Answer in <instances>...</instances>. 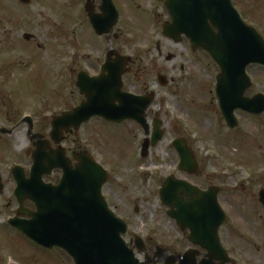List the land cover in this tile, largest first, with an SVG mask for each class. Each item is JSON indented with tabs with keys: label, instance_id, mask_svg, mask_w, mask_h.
Returning <instances> with one entry per match:
<instances>
[{
	"label": "rangeland",
	"instance_id": "rangeland-1",
	"mask_svg": "<svg viewBox=\"0 0 264 264\" xmlns=\"http://www.w3.org/2000/svg\"><path fill=\"white\" fill-rule=\"evenodd\" d=\"M86 1L32 0L26 6L19 0H0V65L18 63L22 69L19 80H24L25 85L30 81L33 86V79H37L30 105L37 108L39 100L40 135L47 140L53 118L79 105L77 75L92 74L89 69L102 64L112 48L113 41L97 37L89 25ZM117 1L120 21L115 33L121 39L114 48L119 46L126 56L139 59V66L147 72L146 79L156 95L150 119L153 122L155 114L159 115L164 123V140L150 149L146 159H141L145 133L140 127L93 120L69 137L63 147L72 152L86 150L109 172L104 195L110 208L128 225L126 242L130 244L135 237H141L150 256L159 249L169 257L189 249V234L181 232L167 216V208L160 202V189L170 174L195 184L199 181L178 172L179 158L171 144L184 137L202 171L211 176L206 182L214 183L224 174L230 177L232 202L226 204L225 210L232 228L228 245L235 253L234 259L238 264H264V208L258 196L264 186V116L252 119L237 112L239 126L230 130L215 94L220 74L217 64L201 53L194 55L186 47L182 50L163 36L166 15L157 1ZM236 1L245 22L264 37V0ZM12 21L18 22V27ZM23 35H31L34 42L23 40ZM17 37L19 44L15 42ZM156 44L161 46L162 58ZM167 53L172 54V60L170 57L167 61ZM13 65L9 68L13 69ZM247 72L253 83L248 98L264 95V68L252 65ZM154 74L166 76L167 84L153 80ZM34 96L36 104L32 102ZM26 111L32 113L30 108ZM11 139L6 151L15 143L13 153L18 155L27 148L28 126H21ZM10 236L6 240L0 232V264H74L61 250L44 251ZM136 254L144 261L143 254Z\"/></svg>",
	"mask_w": 264,
	"mask_h": 264
},
{
	"label": "water",
	"instance_id": "water-1",
	"mask_svg": "<svg viewBox=\"0 0 264 264\" xmlns=\"http://www.w3.org/2000/svg\"><path fill=\"white\" fill-rule=\"evenodd\" d=\"M20 1L25 5L31 4V0ZM160 1L165 3L172 18V23L164 26V35L176 41L181 35H186L194 45L209 52L219 65L221 75L216 91L228 127L237 129L236 111L255 116L264 114L263 95L252 99L245 97L252 86L247 68L250 65L264 67V39L242 21L231 1ZM103 3L101 10L104 15H97L94 9L86 7L90 22L99 36L108 35L118 21L112 0H103ZM213 28L217 29V33ZM128 62L124 57L108 60L102 69V76L87 83L88 76L85 73L79 75L77 87L82 95H87V101L73 112L53 120L50 136L56 150L50 148V142L37 136L30 179H26L21 172L17 175L16 195L35 202L38 211L29 214L31 220H14L11 224L42 247H57L66 251L75 264L157 263L155 258L146 263L140 262L134 250L124 241L128 226L109 209L102 194L108 173L86 153L78 155V165L72 167L62 147L65 134L78 131L93 117H101L114 124L135 121L147 136L150 135L146 112L154 98L122 92V77ZM160 127L161 123L156 121L152 139H147L143 145V156L148 154L150 145L156 147L163 140L164 133ZM172 147L180 158L179 170L191 176L199 175L198 161L187 141L175 140ZM56 169L63 172L61 182L57 186L45 184L44 176ZM160 198L162 204L170 208L169 216L180 227L190 230L189 240L209 252V260L202 264L213 261L229 263L218 236L222 222L214 211L220 214V220L224 219V215L214 189L202 192L188 182L170 177L160 191ZM260 202L264 206V191L260 193ZM205 223L211 227L207 234L201 230ZM136 246L141 253L145 250L140 239H137ZM176 263L196 264L195 251L169 258L168 264Z\"/></svg>",
	"mask_w": 264,
	"mask_h": 264
},
{
	"label": "flooded vegetation",
	"instance_id": "flooded-vegetation-1",
	"mask_svg": "<svg viewBox=\"0 0 264 264\" xmlns=\"http://www.w3.org/2000/svg\"><path fill=\"white\" fill-rule=\"evenodd\" d=\"M154 1H157V0H154ZM232 2H233L234 7L236 8L235 3L237 1L232 0ZM113 3H114L115 8L118 10V8H119L118 1L113 0ZM158 3L161 5V8L165 12V15H166L165 23L170 22L171 19H170V15H169L168 10L165 8L163 3H160V2H158ZM238 3H240V1H238ZM102 5H103V0H87L86 1L84 9H85V14H86V17H87V20H88L90 26H91V24H90L89 16L86 12V6H89L91 9H94V11L98 14L101 12ZM118 12H119V10H118ZM240 15H241V13H240ZM241 17L245 21V19L243 18L242 15H241ZM119 18H120V13H119ZM119 21H120V19L118 20L117 24L114 26L113 30L110 32V34L108 36L102 37V39L104 38V40H106L107 42L113 41L112 48H109V50L105 54V61L102 64L95 65L94 67H91L89 69L92 74H89L86 72L88 74V77L86 78L87 79L86 83L90 81V78H98L101 76L102 67L106 63L107 60L115 61L117 59V57H125L128 59L129 62L125 67V73H124L123 79H122V81H123L122 91L124 93L133 94L135 96L143 97V98L153 96L154 102H155L156 95L151 91L150 82L146 79L147 72L141 66H139V64H140L138 61L139 59H134V56H130V57L126 56L124 54L123 49H121L119 46L114 48L115 47L114 44H116V42H119L121 39L119 34L115 33V28L119 24ZM11 23L16 24V26L18 27V22L12 21ZM163 26H162V28H163ZM91 28H92V26H91ZM22 39L29 41V42L30 41L34 42L33 37L31 35H28V36L23 35ZM168 40L170 42H172L173 44L179 45L182 50H185V47H186V49H189L192 53H194V55H199L201 53V54H203V56L205 58H207V60L213 61L211 56L206 51L197 47V45H194L190 41V39H188L185 35L180 36L178 42H176L175 40H172V39H168ZM15 42H17L16 44L21 43L20 38L17 37L15 39ZM15 42L13 41L12 43L15 44ZM156 51H157L159 57L162 58L163 52H162L160 44H156ZM165 57H168L167 61L170 60V57H171V60L173 58L172 54H168V53L166 54ZM5 63H6V65H0V232H2L3 235H5L6 240L8 238V235L10 234L11 236L26 240L32 246L40 248L44 251H48L47 249H44V248L38 246L37 244H35L34 242H32L31 240L26 238L20 231H18L14 227H12V225L10 224V222L13 220H29L30 219L29 215H22L20 213V211H24V212L26 211V213H34L38 210V207L36 206V204L32 200H30L28 197L27 198L18 197L16 195V189L18 186L17 175H19L20 172L24 174L26 179H29L31 176L32 166L34 163L33 154L36 151V147L34 145L38 141L36 139L37 136L40 137L41 135H40V127H39L40 105H39V100H38L37 104L35 103L36 102V96H34V99L32 100V102H34V104H36L37 108H34L33 106L30 105V101H31L30 96L32 95L33 90H35V87H37V85H36L37 79H36V81H35V79H33V81H32L33 86H31L30 81H27L26 85H25L24 80H19V73L22 71V69L18 68L19 64L16 62H5ZM13 64L16 65L17 67L15 68ZM11 65H13V69L9 68ZM16 76H18V77H16ZM106 76H108V73L106 74ZM77 77H78V75H77ZM152 77H153V80H155V78H156L161 83V85H163V86L167 82V77L163 76L161 74H157V75L154 74V75H152ZM248 91L246 92V95H245L246 98H248V96H247ZM79 97H80L79 105L82 104L87 99L86 95H81L80 93H79ZM253 97H255V96H252L249 98H253ZM38 99H39V97H38ZM218 105H219V102H218ZM26 108L32 109V113L28 114V111H26ZM151 108L152 107H150L146 112V119L148 121L150 135L153 136L154 123L156 121H159L161 123L160 130H162V132L164 133V137H165V130L163 128L164 123L162 122V120H160L159 115L155 114V118H154L153 122H151L150 114H149ZM72 109L67 110V111H72ZM245 114H247V113H245ZM247 115L251 116L252 119H258V118L261 119V117L264 116V114L261 116H254V115H250V114H247ZM93 120H100V122H103V123L105 122V124H108L102 118H94L91 121H93ZM126 123L135 124L142 129V127L135 121H125L122 124H114L113 126H123ZM24 125L28 126L27 148L23 149L22 152H20L18 155H16L15 153H13V152H15V143H13L11 150L9 152H7L6 150L9 148V142H8L9 140L8 139L12 138L11 140H13L16 132L20 129L21 126H24ZM109 125H112V124H109ZM9 126H12V127L9 128ZM76 133L77 132H74L72 134H67L64 142H66V140L69 137L74 136ZM177 139H185V138L179 137ZM188 143H189V141H188ZM189 145H190V143H189ZM65 151H66V156L68 158H70L73 166H75L77 164L75 158L78 154H81V153L90 154L86 150H83V151L80 150L79 152H72L71 149H69L68 151L65 149ZM7 153H10V155L8 156ZM140 156H141V159H146L149 156V153L145 157H142L141 154H140ZM91 157L93 160H95L92 155H91ZM26 159H28L29 161L26 162ZM96 162H98V161H96ZM98 163H100V162H98ZM178 172H180L181 174H185L184 172L179 171V170H178ZM185 175H187V174H185ZM187 176H189V175H187ZM61 177H62V172L60 170H56V171H53L51 175L45 177L44 182L46 184L56 186L60 182ZM208 177H211V176H209V174H206L205 172H203L201 167H200V174L198 176H193V178L199 180L198 183L197 184L191 183V182L190 183L194 187H197L202 192H208V191H211L213 189L215 190V193L217 194L218 205H219V207H220V209L224 215V219L220 220V214L217 212V210L214 211V213H216V217H219V221L222 222L219 229H218V235L220 237L221 245L224 248L226 256L229 260V263H225V264H238L237 261L234 259V256H235L234 251H232L230 248L231 246L228 245L229 244V238H230L231 232H232V228L230 229L228 226V225H230L229 224V217H228V213L225 210V206H226V204H229L232 202V200H231L232 199V196H231L232 190L229 189L230 183L228 181V179L230 177H228L227 174H224L220 178V180L214 181V183L206 182L205 180ZM215 177H217V176H215ZM175 178L177 180H182V179H179L177 176H175ZM164 184H165V182H163L162 187L164 186ZM104 188H103V194H104ZM111 190L112 189H110L109 191H111ZM263 191H264V186L259 190V194H258L260 204H261L260 193ZM114 195L116 196L115 193H114ZM184 198H185L184 200H186V197H184ZM261 206L263 207L262 204H261ZM165 208H167V207H165ZM169 211H170V209L167 208V215H168ZM214 224H216V222ZM178 228L181 230V232L187 233L190 235L189 229H187V228L184 229L180 226H178ZM210 229H211V227L208 226V223L203 224L201 227V230H203L206 234L210 231ZM188 242H189V246L191 248L189 247V249L186 252H184L183 254H180V255H184L190 251H195L196 264L206 263L209 260V258H208L209 252L206 249H204L201 245L192 244L189 241V238H188ZM1 246L2 245L0 242V249H1ZM130 247L136 248L135 243L131 242ZM145 248L147 249L146 242H145ZM158 251H159V253H157V254H159L158 258L163 260V263H161V264H168L169 259L166 257L167 254H165L162 250L158 249ZM143 254H144V259H146V257H149V258L152 257L149 255L148 251H146V253H143ZM211 264H223V263L221 261H213Z\"/></svg>",
	"mask_w": 264,
	"mask_h": 264
}]
</instances>
